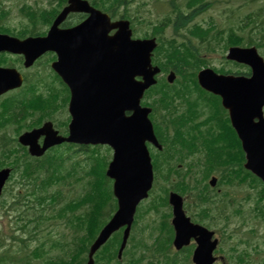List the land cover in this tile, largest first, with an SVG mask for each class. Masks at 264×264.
<instances>
[{"label":"water","instance_id":"obj_1","mask_svg":"<svg viewBox=\"0 0 264 264\" xmlns=\"http://www.w3.org/2000/svg\"><path fill=\"white\" fill-rule=\"evenodd\" d=\"M72 12L86 13L89 17L74 28L60 29ZM113 29L119 31L109 37ZM155 46V41H132L127 24H111L108 15L83 0H69L47 37L21 41L0 36V50L24 55L27 67L44 53L55 52L58 61L53 68L71 91L70 136L58 138L49 124L42 131L25 135L22 143L30 146L34 155L40 156L62 142L108 144L115 150L107 175L115 180L121 211L116 217L118 222L107 227L101 242L126 217L132 218L136 204L151 188L152 164L146 143L156 144V139L148 120L150 111L141 108L140 100L154 84L153 77L158 72L151 67L150 60ZM228 58L249 64L252 76H223L206 71L199 74V82L222 97L242 140L246 168L264 180V61L256 48H232ZM136 77H142L143 81L137 82ZM21 85V77L15 70L0 71V95ZM127 112L131 115L127 116ZM42 134L47 139L40 149L37 142ZM7 176L8 171L1 173L0 190ZM177 198L173 195L171 201L180 209Z\"/></svg>","mask_w":264,"mask_h":264},{"label":"trees","instance_id":"obj_2","mask_svg":"<svg viewBox=\"0 0 264 264\" xmlns=\"http://www.w3.org/2000/svg\"><path fill=\"white\" fill-rule=\"evenodd\" d=\"M96 6L99 8H102V10L105 11H111L113 9H117L112 3H110V0H92ZM237 1L241 2L240 9L243 10L244 12L247 11L249 7H252V11L245 16V20L243 21V26L239 27V29H235V27H230L228 29H217V27L212 26L210 29L205 30V29H197L194 37L198 39V42L201 44L197 45V47L194 46H189L192 50H195V54L193 53V56H190L189 51L191 50L190 48L187 49V47H184V49L181 51L180 49H174L175 55H178L182 57L179 59V61L185 66L188 67L189 69H193L196 71L200 68V64H197L195 59V55L199 56L201 53V49H206V50H214L221 44H223V47L226 49L227 47L231 45H255L258 48H264V2L258 5L259 0H228V5L233 6ZM202 0H193V4H198L201 3ZM211 5L212 3H205ZM38 4H35V6L32 5H25L20 9V14L24 17L27 18L28 22L30 23V26L26 28V32L21 35L22 37L27 36V35H38L42 34L40 30L43 28L48 27L52 23V19L54 16L58 13V9L53 10V5L52 1H50L49 7L50 10L46 11L43 8L37 7ZM206 7V6H205ZM205 10V8L203 7ZM115 10H113L114 12ZM50 15L51 17H47ZM179 21L178 23H182V18H184V15L182 13H179ZM251 26L254 30H256L255 35L252 37L250 34L245 36L244 34V29L247 27ZM31 28V29H29ZM171 54V53H170ZM181 63L179 66H175V68L179 69L181 71L182 67ZM67 96V93H66ZM40 99L39 101H41ZM34 110H37V113H41L38 118H44L49 117V115H46L44 112L46 109L51 110V109H57L59 106L51 103L50 101L45 102L42 104V102L37 101L32 105ZM77 146H70V145H65L64 149L62 150H56L55 154L50 155L47 160H46V166L48 165V170H46V173H38V175L34 179V183H38L40 185V188L42 190L47 191L48 187L51 185H56V186H61L63 182L65 181L64 185H67L71 183V178L73 177L74 174L77 173L75 170L76 168L80 167L81 160H80V153L78 151V156L76 159L77 152L75 151ZM86 149H82L81 151H85V159L84 162L86 163V168H92L90 169V173L94 174L97 176V178L106 180L109 182L110 180L106 177L105 171H106V163L101 162L100 160H97L96 163L90 166L91 163H93L96 158H95V151L97 149H91L89 147H85ZM97 155L101 156V153H98ZM243 156L244 160V154L241 153ZM66 162V164H65ZM75 162V163H71ZM44 172V171H43ZM29 180V178H27ZM109 180V181H108ZM59 193V192H58ZM57 193V194H58ZM42 198L44 196H41ZM46 199V197H44ZM44 199V201H45ZM55 199V196L53 197ZM103 201L105 203L106 201V195L105 197L103 196L102 198L95 196V195H87L82 203L78 202V205L75 207H78V240L82 243L85 241H88L92 238V229L95 228L94 222H91V220L94 218L95 214L98 212L100 213V210L103 206ZM89 205L88 210L90 211L88 217H83L80 213V209L84 207V205ZM88 211V212H89ZM87 212V213H88ZM91 237V238H90Z\"/></svg>","mask_w":264,"mask_h":264},{"label":"flooded vegetation","instance_id":"obj_3","mask_svg":"<svg viewBox=\"0 0 264 264\" xmlns=\"http://www.w3.org/2000/svg\"><path fill=\"white\" fill-rule=\"evenodd\" d=\"M8 3V0H0L1 7H3L4 4ZM67 24H64V28H70L73 26V22H66ZM0 33H2V30L0 29ZM8 34H11V32H8ZM48 57L44 55L41 59H39L33 67L29 69H25L23 66L24 63V57L19 55H11L7 53H0V68H12L16 69L19 72L22 73L24 78L26 79L27 76H37L38 73L32 72V69L36 66L37 69H40L44 67V61H46ZM30 73L28 74V71ZM1 98H6L1 97ZM0 98V99H1ZM187 106V105H184ZM191 109H194L193 106H187ZM18 105L14 106V110L18 111ZM178 117H196L191 118V124L193 125V130L199 131V129H205L204 136L207 135L210 137V140H206L207 142H217L218 140H221L222 134H225L227 132V129L224 124V120H220L218 118L211 119L210 117H206L204 114L200 113H191V114H180ZM205 117V118H204ZM178 126L183 125L182 121L177 122ZM162 128L160 141L164 142H173L174 136L181 133V131H176L173 124L164 122L163 120H158V127ZM204 137V139H205ZM200 138V134L198 133L196 137L193 138V140H198ZM206 141L204 140L203 143L206 145ZM186 216L190 219V221L193 224L199 225L201 227H205L206 229L212 231L214 233L213 238H218L219 243L221 245L222 237L220 236L222 233H228L231 232V236L234 237L237 233L244 232L242 225H236V229L233 230L230 229L233 227L234 217L233 216H216L212 214V209L207 210H198V209H188L185 211ZM174 232V230H173ZM171 234V233H170ZM169 246L161 248L163 252H161V255L163 254L165 258H167L172 263L177 264H183V263H189L192 264V259L195 253V250L197 248L198 242L196 240L197 237H192L188 243V245L179 247V244L176 243V236L172 233L169 235ZM253 247V257L257 264H264V250L261 248V246L257 243H254L252 245ZM219 264V263H218Z\"/></svg>","mask_w":264,"mask_h":264},{"label":"rangeland","instance_id":"obj_4","mask_svg":"<svg viewBox=\"0 0 264 264\" xmlns=\"http://www.w3.org/2000/svg\"><path fill=\"white\" fill-rule=\"evenodd\" d=\"M14 1L15 0H10L9 2L13 3ZM33 1L34 0H16V3L13 5L12 16L9 17V19H8L9 22L7 24H9L11 26H14V27L18 26L19 30H23L25 28V27H23V25L26 26L28 24V22L26 20H23L20 17V14H19L20 13V7H21L22 3H25V2L33 3ZM206 1H208V2L219 1L220 4L215 6L212 9L206 10L205 12L201 13L198 16L196 22L207 24V22H209L212 19L221 28H227L228 26H231V25L234 24V23H230V20H231V22H234V20L231 17L234 18V16H232V15L234 13H237L236 7L234 8V12L227 13L225 11V9H224L226 7L227 3L224 0H221V1L220 0H206ZM261 1L264 2V0H261ZM41 5H45L46 7H48V5L46 3L45 4H41ZM15 6H16V9H15ZM120 11L122 12L123 10L121 9ZM131 12L135 13V15H136V9L135 8H132ZM14 15H16V16L14 17ZM76 19L78 20V18H76ZM82 20H84V18H82ZM43 30H45V28H43ZM40 31L42 32V29ZM217 51L218 52L216 54H211V57H210L212 59V62H211L212 66L211 67L217 68V69H220L222 67H224L226 69H229V67L232 68V66H230V65H229V67L226 66V65H223V63L224 64H227V63L225 62L224 58L222 59V57H221L222 51L221 50H217ZM262 52L263 53L260 52V54L264 57V51H262ZM44 63H47V61H44ZM46 67L49 68V63H47ZM53 77H54V79L57 80L55 75ZM25 88H24V90H25ZM106 152H107L106 149H103V148L97 149L95 151V156L98 153H101V155L103 157H105L106 156ZM7 253H9L8 250H7ZM7 257H6V259H7Z\"/></svg>","mask_w":264,"mask_h":264}]
</instances>
